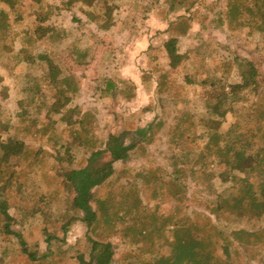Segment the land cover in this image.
<instances>
[{"label": "trees", "instance_id": "trees-1", "mask_svg": "<svg viewBox=\"0 0 264 264\" xmlns=\"http://www.w3.org/2000/svg\"><path fill=\"white\" fill-rule=\"evenodd\" d=\"M4 1L7 8L0 7V76H15L18 66L41 73L31 75L27 70L22 74L15 121L0 119V243L15 237L30 262L50 264L54 254H61L51 246L64 243L70 227L81 221L86 227L85 249L76 257L81 264H113L120 246L130 249L122 264H239L234 258L235 240L237 247L246 245L243 249L251 251V261L258 258L264 264V228L249 230L227 222L230 216L232 221L264 219V151L254 147L256 139L264 137V87L259 89L260 98L245 111L249 119L235 116L227 129L221 128L226 115L235 114L248 100L246 92L258 89L252 63L240 69L238 80L230 79L236 59L223 62L221 73L216 68L204 72L199 83L208 91L202 97L207 115L195 116L186 95L166 94L171 70L188 58L187 52L179 50L178 42L190 28V18L179 15L165 29L168 35L161 44L167 64L152 63L153 47L148 45L146 53L151 61L141 75L145 87L151 88L155 82L161 110L165 99L170 98L178 112L173 123L157 113L152 99L145 107L147 112L155 111L149 124L119 133L108 131L101 138L94 132L98 106L84 110L72 104L81 91L85 71L95 64L97 41L90 40L78 26L68 28L53 21L59 7L49 0H31V24L14 30L12 17L21 16L23 11L17 0ZM166 1L169 11L184 13L196 2ZM75 3L68 0L65 5ZM78 3L83 13L94 12L101 28H106L120 7L119 0ZM154 5L158 6L157 0L147 3L142 11L146 13ZM72 21L80 23L75 15ZM216 22L236 31L248 26L250 31L262 32L264 38V0H226V9L218 13ZM67 39L72 41V49L64 55L56 49ZM208 45L205 43L203 49L208 50ZM200 47L194 52L201 59L212 54H204ZM184 81L193 83L188 74ZM95 84L98 101L122 95L129 100L136 89L129 79L109 75L97 77ZM43 108L45 114L60 113V132L54 130L56 119L42 118ZM157 139L166 145L160 153L165 165L152 163L155 157L148 153V145ZM75 149L83 151V163L75 158ZM137 149L147 155L138 169L128 170L126 163L136 157ZM115 163L123 167L117 168ZM49 170L57 187L39 194L31 192L29 183ZM127 174V181L119 182ZM215 180L224 186L222 191L214 190ZM194 181L200 187H195L193 194H211L210 199L203 200V207L215 222L204 213L206 219L200 223V217L191 219L184 209ZM98 188H103L99 195ZM148 190L156 202L152 206L142 200L141 194ZM12 195L16 199L15 215L9 212ZM37 218L41 219L44 250L11 228L13 223L25 224ZM6 254L3 247L0 264H12L5 260Z\"/></svg>", "mask_w": 264, "mask_h": 264}, {"label": "rangeland", "instance_id": "rangeland-1", "mask_svg": "<svg viewBox=\"0 0 264 264\" xmlns=\"http://www.w3.org/2000/svg\"><path fill=\"white\" fill-rule=\"evenodd\" d=\"M20 10L23 11L21 16L12 17V27L14 30H19L24 26L30 25L33 17L28 14L32 9L31 0H17ZM51 3L58 6V11L53 15V21L62 24L66 27L78 26L87 37L91 38L98 43V53L94 66L85 71V76L81 78V91L78 96L73 99V105L77 104L82 109H87L95 104L99 108L96 120V130L101 138L105 137L108 131L119 133L122 130H133L136 127L145 126L151 122L155 115V111L147 112L145 107L153 99L157 107V113L162 114L166 118L167 123H173L174 115H177V109L171 103L170 98L165 99V106L161 108L157 103V94L155 90V82L152 86L145 87L141 82V75L144 71L149 69V61L152 58V63L165 66L167 64L162 50L161 44L163 39L168 35L165 29L169 23L174 21L179 15L188 16L190 28L185 35L180 36L178 46L179 50L188 53V58L175 70H171L170 79L168 81L167 97L174 92L186 95L189 100V108L194 112L197 117H204L207 115L204 106L203 96H206L208 91L202 87L199 80L204 76V72H210L213 69L217 73L223 72V62L233 60L232 72L230 79H239L240 69L246 68L247 62L252 63L254 72L257 73V91H248L246 95L248 100L241 103L242 107L236 108V113H228L222 121L221 128L227 129L228 126L234 122L235 116L242 117L247 114L245 111L249 109L252 102L260 98L261 87H264V38L262 32L252 30L248 26L236 31L231 30L226 24L218 25L216 22L219 12L226 9V0H196L191 11L184 13L183 11H169L166 0H157L158 6H153L148 12L144 13L143 8L147 3H152L153 0H119L120 7L115 11V16L112 20L108 21L106 28H101L100 23L94 12L89 10L83 13L80 10V0H74L75 4L71 7L65 5L68 0H49ZM5 3L0 0V7ZM75 15L80 19V23L72 21V16ZM225 21V19H224ZM88 38V39H89ZM92 40V41H93ZM70 39L65 40L64 44L60 46V50L64 55L71 52ZM205 43L209 44L208 50L203 49ZM152 46L151 58L147 57V46ZM201 45L200 51H211V55L205 54L203 59L200 55L194 52L195 48ZM14 47H19L18 41L14 43ZM150 58V59H149ZM239 64V65H238ZM247 64V65H246ZM11 65V64H10ZM241 66V67H239ZM197 68V69H196ZM199 68V69H198ZM27 70L29 73L35 72L32 68H23L18 66L15 70V76L3 74L0 76V119L15 121V110L17 107L16 100L20 98L22 84V74ZM77 72L81 71L77 68ZM215 72V71H214ZM191 75L193 79L192 84H187L184 81L185 75ZM109 75L112 77H122L129 79L136 89L135 94L131 99L118 96L114 100L98 101L95 95V80L97 77ZM170 93V94H169ZM164 95V94H163ZM165 97V96H164ZM171 103V104H170ZM46 109H42L43 119H56L57 124L54 130L60 132L63 124L58 120L60 113H46ZM161 110V111H160ZM252 124L253 119H250ZM199 129H201V125ZM253 126V124H252ZM256 149L264 151V137L256 139L254 146ZM166 148L165 143L161 139H157L151 145H148V153H152L155 157L152 163L165 165L160 153ZM75 158L79 162H84L83 151L81 149L74 150ZM147 154L143 155V151L137 149L136 157L130 159L126 166L129 169H135L141 165V159L145 158ZM86 157V156H84ZM117 168L123 167L119 163H115ZM52 170L46 174L39 173L29 183L31 192L39 194L53 186L57 187V181L50 178ZM129 172V171H128ZM130 175L127 174L119 182L127 181ZM40 178V179H39ZM195 181L190 186L192 194L188 195L185 200V210L191 219L200 217V223L204 222L205 216H208L215 222L213 215L209 214L204 209V199H210V193L202 191V193L193 194ZM215 191H222L223 185L215 180L213 182ZM149 191L141 194L143 203L152 206L155 202L149 197ZM103 188L96 189V194H101ZM61 194V193H60ZM60 196V195H59ZM165 196V195H164ZM15 202L16 199L10 198L9 212L15 215ZM197 211V212H196ZM197 213V214H196ZM205 213V216H203ZM207 214V215H206ZM226 221V220H225ZM227 222L232 224L233 227L248 228L255 230L256 228H264V219L261 221H251L246 218H240L232 221V216L228 217ZM234 222V223H233ZM41 219L37 218L34 221H29L25 224L13 223L11 228L13 231L22 233L30 243H37L38 247L42 250L45 249V242L43 241V234L41 232ZM231 227V226H229ZM85 223L77 221L73 224L66 234L64 243L52 245V249L59 251L61 254H54L53 261L50 264H81L77 259V255L85 249ZM107 233L106 230L102 232ZM235 244V259L239 264H260L257 258L253 261L249 259L251 251L248 253L245 248L246 245L238 246L237 241ZM6 247L7 254L5 260L12 264H37L30 262L26 255H24L18 246L15 237H11L9 241L0 243V253ZM116 256L113 264H122L123 258L129 254L130 249L128 246L117 247ZM217 251L222 255V246L218 244ZM234 262V260H233ZM40 264H47L41 262Z\"/></svg>", "mask_w": 264, "mask_h": 264}, {"label": "crops", "instance_id": "crops-1", "mask_svg": "<svg viewBox=\"0 0 264 264\" xmlns=\"http://www.w3.org/2000/svg\"><path fill=\"white\" fill-rule=\"evenodd\" d=\"M2 7L7 8L6 5H5V3L2 5Z\"/></svg>", "mask_w": 264, "mask_h": 264}]
</instances>
